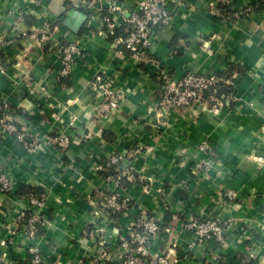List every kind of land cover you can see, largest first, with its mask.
Instances as JSON below:
<instances>
[{
  "label": "crops",
  "instance_id": "1",
  "mask_svg": "<svg viewBox=\"0 0 264 264\" xmlns=\"http://www.w3.org/2000/svg\"><path fill=\"white\" fill-rule=\"evenodd\" d=\"M80 1L0 0V45L8 60L0 72L4 115L42 140L57 132L70 138L67 151L47 143L29 153L0 131V172L14 180L13 191L0 187V264H30V250L43 264H120V239L140 215L169 225L151 250L170 264H264V0H233L229 7L174 0L172 23L157 32L148 62L120 53L99 33L103 13L126 25L138 0H94L92 11L76 8ZM73 9L90 13L79 34L65 24ZM236 10L246 11L234 17ZM48 24L49 37L41 41ZM77 37L83 54L62 82V48ZM231 63L238 69L233 90L217 110L197 102L159 115L160 69L220 74ZM97 75L124 94L119 111L97 115ZM204 140L216 157L201 173L193 165ZM114 152L131 165L121 187L97 169ZM25 184L47 191L49 221L41 235L32 236L22 216ZM226 188L237 197L226 196ZM113 190L131 198L128 214L103 211ZM192 216L231 222L227 240L200 243L186 227Z\"/></svg>",
  "mask_w": 264,
  "mask_h": 264
},
{
  "label": "built area",
  "instance_id": "2",
  "mask_svg": "<svg viewBox=\"0 0 264 264\" xmlns=\"http://www.w3.org/2000/svg\"><path fill=\"white\" fill-rule=\"evenodd\" d=\"M174 0H138L137 8L131 13L127 24L125 25L126 35L116 36L111 40L120 53H129L142 62L151 61V50L154 45V39L161 28H168L174 18V11L171 3ZM222 5H230L233 0H213ZM76 8H83L92 11L96 7L94 0H82L75 4ZM250 8H248L249 10ZM247 10V9H246ZM244 10V11H246ZM243 10L233 11L234 17H240ZM116 18L112 13H103L99 33L106 38L115 35L118 27ZM51 31V25L41 33L40 40L46 41ZM38 38V37H37ZM128 51V52H126ZM0 45V72L7 69L8 60L2 55ZM82 46L77 37L69 41L62 48V57L58 79L69 77L74 65L82 56ZM159 98L157 106L159 115H169L171 112H177L188 108L197 102L209 103L211 108L217 110L222 104L221 100L215 95L222 78L218 73H205L198 71H188L182 76H176L167 68L159 71ZM97 92V102L95 104L98 116H105L119 111L122 105L124 94L114 85L113 81L102 75H97L92 83ZM213 91L208 100L205 99V93ZM0 131L15 136L17 141L29 153H34L47 143H55L61 150L67 151L70 147L69 135L64 132H57L54 135L40 139L30 130L18 127L14 122L8 121L3 113V106L0 105ZM198 158L194 161V170L206 173L216 157V150L209 141H202L196 147ZM203 155V156H202ZM115 166V170L105 179L110 186L121 187L127 176H131V165L126 156L120 152H114L97 166L98 170ZM0 187L3 192L14 190L13 177L5 171L0 172ZM223 193L229 198H236L237 191L232 188L224 189ZM43 193L40 197L34 194L27 195V207L22 216L29 211L26 228L34 236L39 225H47L49 217L46 210V197ZM132 200L130 197L122 194L120 191H111L107 195L104 212L129 213L132 209ZM100 209H95V215L100 214ZM231 222L216 218L213 216H192L186 222V227L194 232L197 240L204 243L208 240L224 243L227 240L228 231L231 228ZM130 232L122 237L119 242L120 264H170L168 257L154 253L151 250L152 241L162 233L170 231L166 221L157 215L145 218L142 215L134 217L129 226ZM33 257L30 264H43V260L34 250H30Z\"/></svg>",
  "mask_w": 264,
  "mask_h": 264
},
{
  "label": "trees",
  "instance_id": "3",
  "mask_svg": "<svg viewBox=\"0 0 264 264\" xmlns=\"http://www.w3.org/2000/svg\"><path fill=\"white\" fill-rule=\"evenodd\" d=\"M225 6L229 7V5H225ZM105 13H107V12H105ZM87 14H88V16H90V13L87 12ZM63 18H64V14L58 19V23L62 24ZM124 29H125V25L118 27L116 34L115 35H111L109 37V39L113 40L116 36H119V35L125 36L126 32H125ZM126 52H128V51H126ZM235 69H237L236 65L231 63L229 68L225 72H222V73L219 74V76L222 78V81L219 83V87H218L217 91L215 92V95L220 100H224V96H227V95L231 94V91L233 90L232 79H233V73H234L233 71ZM66 79H67V77L66 78H62L61 81L62 82H66ZM211 93H213V91H208V92L205 93V99L206 100H208V98H209ZM115 168H116L115 166H111V167H108L106 169H103L102 171H103L104 175L107 176L111 172L116 171ZM128 179H129V176H127L125 178V180H128ZM31 193L40 197L43 193L46 194L47 191L43 187H37V186L31 185V184L23 185L22 188L19 191V194L21 196H26V197H27V195H30ZM29 213L30 212L27 211L26 215L24 216V221L26 223L28 222ZM121 214H122L121 212L112 213V215H121ZM152 216L153 215H150L147 218H150ZM45 231H46V225H39V227L36 230L34 235H41V234L45 233Z\"/></svg>",
  "mask_w": 264,
  "mask_h": 264
},
{
  "label": "water",
  "instance_id": "4",
  "mask_svg": "<svg viewBox=\"0 0 264 264\" xmlns=\"http://www.w3.org/2000/svg\"><path fill=\"white\" fill-rule=\"evenodd\" d=\"M78 17V18H75ZM87 18V14L78 9H73L66 19V26H68L74 33L79 34L82 30L83 24Z\"/></svg>",
  "mask_w": 264,
  "mask_h": 264
}]
</instances>
